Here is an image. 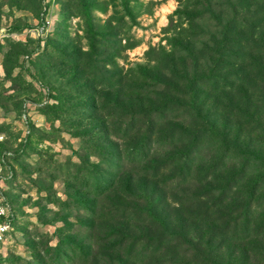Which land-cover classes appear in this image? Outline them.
I'll use <instances>...</instances> for the list:
<instances>
[{
	"label": "rangeland",
	"instance_id": "obj_1",
	"mask_svg": "<svg viewBox=\"0 0 264 264\" xmlns=\"http://www.w3.org/2000/svg\"><path fill=\"white\" fill-rule=\"evenodd\" d=\"M260 2L0 0L1 264H264Z\"/></svg>",
	"mask_w": 264,
	"mask_h": 264
},
{
	"label": "trees",
	"instance_id": "obj_2",
	"mask_svg": "<svg viewBox=\"0 0 264 264\" xmlns=\"http://www.w3.org/2000/svg\"><path fill=\"white\" fill-rule=\"evenodd\" d=\"M124 6L126 7V4H124ZM251 17L258 18L256 20L257 21L256 22L257 25L255 24V27L258 29V31L255 32V36L253 38L249 37V38H246L244 40H240L242 42V46H240L241 47L240 51H243V53L240 52V56H238V58H239V60L241 59L242 63H243V61L244 62L245 61H249L247 64H249V65L251 64V65L257 67L256 68V70H257L263 64V60L262 59H264V55L261 53V51L264 50V0H261V2L257 5L256 10L252 13ZM240 41L238 43H240ZM254 43H257V44L254 45ZM253 46H257V49H258L257 53L254 56H252V52L253 51H251V58L246 57L245 56L246 50L248 48L251 49ZM254 57H256V59ZM223 157H237V158L245 159L246 161H253V162L260 160V159H258L256 154L248 153V152H245V151H241L239 148H237L234 145L233 146H227L225 148L224 152L222 153L221 158H223ZM238 178L240 179V177H238ZM235 179L236 178H234L232 180V182H234ZM260 181L261 180H259V182ZM254 183L258 184L257 182H254ZM227 185H229V181L227 182ZM261 186H263V184H260V186L256 187V189L260 188ZM225 188H227V187H225ZM252 188H255L254 184H253ZM175 236L176 235H173L172 237H175ZM159 243H160V241L158 242V244Z\"/></svg>",
	"mask_w": 264,
	"mask_h": 264
},
{
	"label": "built area",
	"instance_id": "obj_3",
	"mask_svg": "<svg viewBox=\"0 0 264 264\" xmlns=\"http://www.w3.org/2000/svg\"><path fill=\"white\" fill-rule=\"evenodd\" d=\"M27 133L28 130L26 129L24 131V135H26ZM8 156L9 153L0 154V264L2 256L5 254L6 247L8 245V238L10 237V233L12 232V228L16 219L14 211L10 206L9 200L4 193V186L12 176L10 167L6 165Z\"/></svg>",
	"mask_w": 264,
	"mask_h": 264
}]
</instances>
